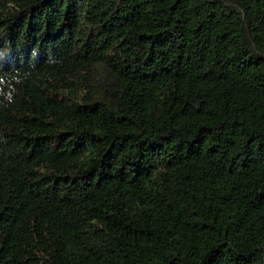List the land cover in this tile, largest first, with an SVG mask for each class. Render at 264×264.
<instances>
[{
	"label": "trees",
	"instance_id": "trees-1",
	"mask_svg": "<svg viewBox=\"0 0 264 264\" xmlns=\"http://www.w3.org/2000/svg\"><path fill=\"white\" fill-rule=\"evenodd\" d=\"M0 264H264V0H0Z\"/></svg>",
	"mask_w": 264,
	"mask_h": 264
}]
</instances>
